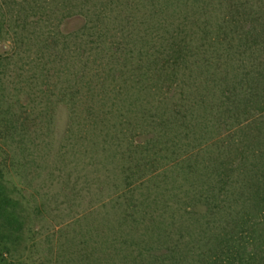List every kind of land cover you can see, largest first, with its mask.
Returning <instances> with one entry per match:
<instances>
[{"label":"rangeland","instance_id":"rangeland-1","mask_svg":"<svg viewBox=\"0 0 264 264\" xmlns=\"http://www.w3.org/2000/svg\"><path fill=\"white\" fill-rule=\"evenodd\" d=\"M0 264H264V0H0Z\"/></svg>","mask_w":264,"mask_h":264},{"label":"trees","instance_id":"trees-1","mask_svg":"<svg viewBox=\"0 0 264 264\" xmlns=\"http://www.w3.org/2000/svg\"><path fill=\"white\" fill-rule=\"evenodd\" d=\"M3 189V187L1 186V183H0V193H1V190ZM262 200V204H264V199H261ZM263 209H264V205H263ZM4 209H0V212L3 211Z\"/></svg>","mask_w":264,"mask_h":264}]
</instances>
